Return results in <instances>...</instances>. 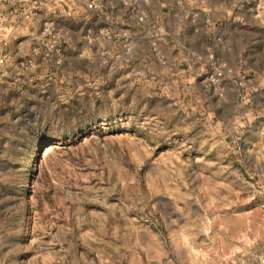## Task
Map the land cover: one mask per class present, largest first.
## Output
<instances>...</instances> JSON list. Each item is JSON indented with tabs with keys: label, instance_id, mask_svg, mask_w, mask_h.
Returning <instances> with one entry per match:
<instances>
[{
	"label": "rangeland",
	"instance_id": "1",
	"mask_svg": "<svg viewBox=\"0 0 264 264\" xmlns=\"http://www.w3.org/2000/svg\"><path fill=\"white\" fill-rule=\"evenodd\" d=\"M211 3L195 42L149 0H0V264H264V0Z\"/></svg>",
	"mask_w": 264,
	"mask_h": 264
},
{
	"label": "crops",
	"instance_id": "2",
	"mask_svg": "<svg viewBox=\"0 0 264 264\" xmlns=\"http://www.w3.org/2000/svg\"><path fill=\"white\" fill-rule=\"evenodd\" d=\"M150 3V17L155 19H161V23L164 27V21L166 19L176 22L179 35H183V30L186 29L188 25L189 32L194 38L195 42H200L204 37L208 35L209 27H212L216 23L215 13H212L214 5H212L211 0H190L191 5H194V8H191L189 12L184 10L183 0H172V4L176 3L174 11L169 9L168 0H149ZM234 20L239 19L236 15H233ZM188 20V21H186ZM174 49L187 50L186 46H172ZM224 49L232 53L237 58L242 59V55L245 53V46H236V53L234 51L235 46H222ZM188 51L197 52L196 50L208 49L206 46H187Z\"/></svg>",
	"mask_w": 264,
	"mask_h": 264
},
{
	"label": "built area",
	"instance_id": "3",
	"mask_svg": "<svg viewBox=\"0 0 264 264\" xmlns=\"http://www.w3.org/2000/svg\"><path fill=\"white\" fill-rule=\"evenodd\" d=\"M89 8H91V6H89Z\"/></svg>",
	"mask_w": 264,
	"mask_h": 264
}]
</instances>
